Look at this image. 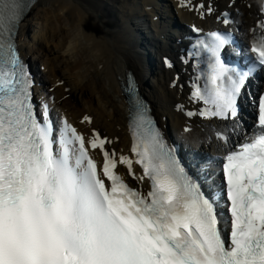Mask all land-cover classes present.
<instances>
[{"label": "snow or ice", "instance_id": "obj_1", "mask_svg": "<svg viewBox=\"0 0 264 264\" xmlns=\"http://www.w3.org/2000/svg\"><path fill=\"white\" fill-rule=\"evenodd\" d=\"M21 19L22 0H0V264H264V91L253 100L255 131L225 157V209L140 106L143 134L131 151L143 169L138 179L151 181L145 194L117 173L125 165L137 178L133 160L109 150L107 137L94 130L86 138L67 119L57 135L48 105L36 112L33 79L14 43ZM211 35V89L192 95L211 105L200 115L235 120L256 65L264 69V33L246 71L221 60L227 37ZM97 149L99 165L90 154Z\"/></svg>", "mask_w": 264, "mask_h": 264}, {"label": "bare ground", "instance_id": "obj_2", "mask_svg": "<svg viewBox=\"0 0 264 264\" xmlns=\"http://www.w3.org/2000/svg\"><path fill=\"white\" fill-rule=\"evenodd\" d=\"M150 1L38 0L20 23L19 35L28 34L33 44L22 43L21 54L31 55L39 63L41 70L36 75L44 83L42 98L53 99L58 109L79 122L87 137L92 128L98 129L111 139L112 144L106 147L118 156L133 158L129 152V110L122 96V82L129 70L145 87L144 94L162 127L167 125L186 147L221 152L223 141L215 135L223 126L216 120L200 119L196 113L187 115L198 107L188 97L189 65L180 58L164 63L167 52L178 56L183 46L179 33L170 26L168 9L179 22L209 29L219 24L220 9L227 8L233 15L230 25L245 36V28L263 16L261 0H183V4L181 0H163L165 8L158 7L155 14L150 12ZM153 15H158L157 20ZM31 19L37 21V29L31 28ZM162 21L165 29L159 27ZM148 28L153 37L144 31ZM147 36L150 44L144 40ZM86 116L91 122L80 123ZM184 126L190 129L184 131ZM125 168L122 165L120 173L127 178ZM146 187L148 182L143 179L138 188Z\"/></svg>", "mask_w": 264, "mask_h": 264}, {"label": "rangeland", "instance_id": "obj_3", "mask_svg": "<svg viewBox=\"0 0 264 264\" xmlns=\"http://www.w3.org/2000/svg\"><path fill=\"white\" fill-rule=\"evenodd\" d=\"M29 23H30L31 28H32L33 30H34V29H37L38 23H37L36 20L31 19ZM30 35H31V34H30ZM20 38L23 40V42H21V41L19 40V45H21L22 43L25 44V45H29V46H32V45H33L32 42H30L31 37L28 36V34L20 35V36H19V39H20ZM64 73H67V72H64Z\"/></svg>", "mask_w": 264, "mask_h": 264}]
</instances>
